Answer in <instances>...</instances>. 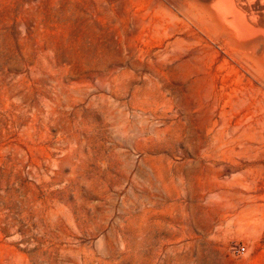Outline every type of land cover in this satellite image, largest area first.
I'll return each instance as SVG.
<instances>
[{"label":"rangeland","instance_id":"374dc122","mask_svg":"<svg viewBox=\"0 0 264 264\" xmlns=\"http://www.w3.org/2000/svg\"><path fill=\"white\" fill-rule=\"evenodd\" d=\"M94 1L0 0V264H264V143Z\"/></svg>","mask_w":264,"mask_h":264},{"label":"bare ground","instance_id":"6f19581e","mask_svg":"<svg viewBox=\"0 0 264 264\" xmlns=\"http://www.w3.org/2000/svg\"><path fill=\"white\" fill-rule=\"evenodd\" d=\"M95 1H105L110 4H114L115 6L125 5V7H127L129 13H131V17H129V20L132 21V27L130 26L129 28L131 30L133 29V31H130V29L127 30L130 31V34L131 32L135 33V35L136 33H138L139 36L141 35L142 37L140 46L132 43L134 39L131 41L132 45L134 44L133 47L129 43L130 47H132L134 56L142 60H145L146 58L149 59L151 52L153 50L155 51V49H158V54H156L158 58L156 59L154 57L156 63H180V66L185 67V69H190L191 72H189L188 70L186 71L189 72L186 77L188 79L192 78L194 84L199 83L198 86H200L201 84L202 88H204V101L199 106V110L207 109L214 115L215 113L219 112L222 118L226 117V133H224L223 135L224 137L226 134V145L239 148L245 146L247 147L251 144H257L261 142L264 143V0ZM95 1L94 3H96ZM97 4H95V7ZM100 10L101 9H99V11ZM102 10L104 11L105 9ZM120 10L119 14L121 13ZM123 10L124 11H122V15L124 14L123 12L128 13L126 8ZM110 11L112 10L110 9ZM116 11L118 12V10H115V12ZM122 15H120L119 18L123 19ZM125 16L124 18L126 20ZM123 21L120 20V22ZM120 22L117 21L116 25L118 26V23ZM121 26L119 25V27ZM126 27L127 26L122 28L124 29ZM120 30L121 29H119V31ZM129 31H127V33H129ZM127 33L126 35H129L127 36V38L129 37V39L134 36ZM139 39L140 37L138 38V40ZM158 70L160 71V69ZM163 71H165V69ZM174 73L176 75V72ZM178 75L180 76V74ZM159 77L161 78L162 76L159 75ZM179 79L181 80L182 78ZM168 88L170 87L168 86ZM176 91H178V89ZM184 100L182 101L184 102ZM184 118L186 119V117ZM212 126L214 128L215 125L213 124ZM218 127L217 129L219 130ZM256 149L259 148L255 147V150ZM208 153L209 152H207L206 154ZM213 153H216V151ZM251 157L252 156H249V159ZM225 181H228V179ZM252 183L254 182L252 181ZM245 184L246 183H244V185ZM249 188L247 190H249ZM243 195L244 193H242V196ZM255 211L256 210H254V212ZM251 213L252 212H250V215ZM236 220L234 222H236Z\"/></svg>","mask_w":264,"mask_h":264},{"label":"built area","instance_id":"2783aa9c","mask_svg":"<svg viewBox=\"0 0 264 264\" xmlns=\"http://www.w3.org/2000/svg\"><path fill=\"white\" fill-rule=\"evenodd\" d=\"M239 251L245 250V245L241 244L238 246Z\"/></svg>","mask_w":264,"mask_h":264}]
</instances>
